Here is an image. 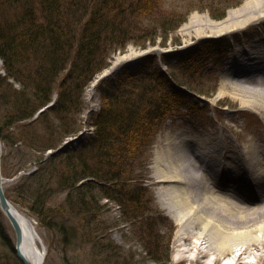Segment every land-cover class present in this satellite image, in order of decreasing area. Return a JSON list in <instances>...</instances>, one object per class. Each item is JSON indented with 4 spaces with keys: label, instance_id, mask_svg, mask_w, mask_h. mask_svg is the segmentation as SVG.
<instances>
[{
    "label": "rangeland",
    "instance_id": "1",
    "mask_svg": "<svg viewBox=\"0 0 264 264\" xmlns=\"http://www.w3.org/2000/svg\"><path fill=\"white\" fill-rule=\"evenodd\" d=\"M158 1L159 4L152 9V15L150 14L147 18L142 17L134 30L135 35L155 36L154 45L146 42L148 47L140 49L133 44H128L123 52L110 56L108 66L93 77L85 86L80 99L75 102L74 110L80 113L78 123L81 126L80 131L74 136L76 138H67L55 150L38 152L40 145L35 140L36 136H39L44 138V144L47 143L45 128L50 129L49 127L57 125L55 114L49 113L46 120L43 118L44 120L38 124H33L34 115H30V118L24 121L18 120L23 113V116L31 113L27 108L23 111L22 105L18 104V99L21 100V96L25 97L29 93V90L22 91L21 87H29V84L24 82L34 74L35 63L27 64V70L20 79L22 83H19L9 78L5 80L6 82L3 81V78L6 79L7 76H4V66L0 61V170L4 179L3 188L5 191L12 190L14 193L22 189L20 188L22 177L38 169L40 162L47 161L51 153H58L70 146L82 147L92 136L93 127L90 123L99 110L101 93L114 76L119 78L120 75L124 74V77L127 75V71L130 70L127 64H135V69L132 70L134 72L139 70L143 75L150 74L149 85L155 86L162 83L166 89L170 90L169 101L173 104L172 110L169 111L164 122L157 126L156 133L151 137L152 140L145 144L146 158L142 163L143 168L139 169L140 175L144 177L142 183L146 188L144 200L147 202L148 212L143 211L145 214L136 218L130 210L132 205H129L127 201H124L123 206L121 201L117 203L114 200L109 202L103 199L99 202L103 207L100 209L99 216L95 222L86 227L87 230H90V227L98 230L97 227L100 225L104 240L111 241L120 249V257H115L113 261L111 260L113 263L108 264H191L187 260L182 261L179 255L183 247L180 246L177 236L182 221L175 217V212H171L170 203L159 201L162 193L160 187L163 185L159 183V180L166 175L169 176L168 171L172 163L168 160V156L176 152L175 144L186 152L190 148L187 145L188 141H193L194 136L198 135L202 143H208L207 150L209 149L210 154L215 153L218 161L223 164L229 162L225 161L221 154L224 155L226 150L230 149L232 157L240 158L238 154L249 149L248 142L254 134L259 138L256 140L257 144L259 143L258 148L264 145V115H255L247 111L231 112L241 105L242 99H246L244 96L258 98L247 91L256 89V92L263 93L264 89L261 86H251V88L243 86L239 87V92L242 94L239 95L232 92L233 87L226 85L228 82L226 76L231 72L229 69H231L233 51H240L247 44H256L257 40L264 47V16L258 17L251 24L243 25L236 31L234 29L221 35H211L216 33L217 29L213 25L207 27L199 21V19L209 18L218 25L222 23L218 26L221 28L226 20L234 21L254 13L260 7L263 8L264 0ZM125 3L124 6L127 5ZM1 6L2 4H0V11ZM167 21L173 22L174 25L179 21L185 22L176 31L169 32L163 43V33L159 28L161 22L166 24ZM198 30L204 34L196 36ZM262 46L260 49L263 48ZM118 59L123 60L121 64L114 67ZM11 73L14 72L11 70ZM63 73L61 82L55 87L58 89L56 93L62 88L63 82L67 81L66 86L70 84V81L66 80L67 72ZM139 89L137 87L135 91ZM56 93L52 99L56 97ZM149 97L159 100L158 96L151 91H149ZM29 138H34L35 147L29 144ZM245 139H248L247 142ZM198 146L199 148L202 146L200 142ZM198 158L203 166L215 165H212L211 161H206L205 157ZM178 166L179 170L185 168L186 176L193 179L191 180L194 181L193 184L198 183L197 169H193L191 164L183 159L179 161ZM174 167L177 168L176 165ZM216 171L219 172V169L216 168ZM170 187H174L182 194L189 193L188 187L184 185L172 184ZM220 192L224 195V191ZM65 194L66 192L51 190L49 199H45L46 205L42 207L44 213L40 216L31 213L28 206L31 203L24 198L17 202L11 200L14 208L32 224L39 236L45 251L43 264H91L92 248L90 247L93 243L89 241V238L92 237L89 231V236L81 232L83 228L75 217L76 208H71L68 202L64 203ZM96 197H98L97 194ZM247 197L252 198L251 195ZM249 205L257 207L256 201ZM218 210L216 212H219ZM263 215L258 212L249 218L260 219ZM62 225L69 230L73 229L76 235L67 241L63 236L64 233L60 231ZM193 231L201 232L200 229ZM14 236L12 227L0 212V264H22L14 251ZM233 248L236 249V247ZM250 252L251 254H247L245 260L254 259L253 255L257 252L254 253L255 250ZM235 253L228 257L224 256L218 263L235 264L234 261L227 260ZM212 258L213 256L209 257V259ZM98 260L99 264H107L104 256ZM208 264L212 262L209 260Z\"/></svg>",
    "mask_w": 264,
    "mask_h": 264
},
{
    "label": "trees",
    "instance_id": "2",
    "mask_svg": "<svg viewBox=\"0 0 264 264\" xmlns=\"http://www.w3.org/2000/svg\"><path fill=\"white\" fill-rule=\"evenodd\" d=\"M0 2V61L4 76H7L2 80L6 82L9 78L22 83L20 79L27 64L35 63L36 66L34 74L24 82L29 87H21L22 91L29 90V93L18 99L23 111L27 108L31 113L26 116L23 113L18 120L30 118L52 100L63 72H67L66 80L70 81L67 86V81L62 83L56 93L55 105L33 121L38 124L46 120L49 113L55 114L57 119V125L45 128L47 143L44 144V138H35L41 146H38L41 153L57 149L80 131V113L74 110L75 102L93 77L108 66L110 56L123 52L128 44L145 49L148 47L146 42L155 43V36L135 35L134 30L142 17L152 15L158 0H126L128 3L124 0ZM184 22L175 25L171 21L161 22L159 29L163 33V43L168 33L176 31ZM128 72L103 89L100 109L91 119L92 136L82 147L70 146L52 153L47 161L40 162L34 173L21 179L20 191H5L11 202V199L17 202L24 198L31 203L29 209L37 216L44 213L42 207L46 205L45 199H49L51 190L66 192L64 203L76 208L75 217L83 228L81 232L88 235L89 231L92 237L89 238L93 243L90 247L91 264H99L98 259L102 256L108 264L121 255L116 245L104 240L100 225L98 230L86 228L95 222L103 209L99 203L101 200L121 201L123 206L127 201L136 218L148 212L144 200L146 188L142 183L144 177L139 169L143 168L146 158L145 144L152 140L157 126L164 122L173 105L169 101L170 90L162 83L149 85L150 74ZM135 86L140 88L139 91H135ZM149 91L159 100L149 97ZM33 139H28L31 147L36 146ZM61 227L67 241L76 235L73 229Z\"/></svg>",
    "mask_w": 264,
    "mask_h": 264
},
{
    "label": "bare ground",
    "instance_id": "3",
    "mask_svg": "<svg viewBox=\"0 0 264 264\" xmlns=\"http://www.w3.org/2000/svg\"><path fill=\"white\" fill-rule=\"evenodd\" d=\"M261 16H264V6L237 20L224 21V26L221 28L218 26L222 23L218 25L209 18L199 19V21L207 27L213 25L217 29L216 33L211 35H221V33L231 32L234 29L236 31L245 24H251ZM203 34L201 30H198L196 36ZM261 46L257 40L256 44H247L242 50L233 51L230 62L231 69H229L231 72L226 76L228 80L226 85L233 87V93L242 95L239 92V87L243 86L248 88L261 86L264 89V47L262 46L263 48L260 49ZM122 60L118 59L114 67L121 64ZM247 92L256 95L258 98L249 95L244 96L246 99H242L241 105L231 112L247 111L255 115H264V92H256V89ZM194 138L193 141L189 139L187 145L190 148L186 152L178 144L173 143L176 152L168 156V160L172 163L168 171L169 176L166 175L159 180V183L163 184L160 187L162 193L159 196V201L170 203L171 212H175V217L182 221L177 236L180 246L183 247L179 254L181 260H187L191 264H208L210 260L212 264H216L224 256L228 257L237 252L227 260L234 261L235 264H264V215L260 219L249 218L258 212L264 214V154H262L264 153V145L260 146L262 148H258L259 143L257 144L256 140L259 138L258 135L254 134L249 139V149L240 155L238 154L240 158L232 157L230 155L232 150L230 149L226 150L224 155L221 154V157L229 162L223 164L218 161L214 151H211L214 154H210L209 149L207 150L208 143H202L198 135ZM247 140L245 139L246 142ZM199 142L202 145L200 148ZM218 153L220 154V152ZM198 155L201 158H207L206 161H211L212 165H215L213 167L203 166ZM181 159L191 164L193 169L198 170V183L193 184L194 181H191L193 179L186 176L185 168L179 170L178 163ZM216 168L219 169V172L216 171ZM163 174L165 175V173ZM28 176L24 175L22 178ZM172 184L187 186L189 193L182 194L174 187H170ZM225 185L230 186L228 191L223 189ZM251 186L253 190L258 188L261 194L249 198L248 195L238 192L240 187L249 191ZM220 191H224V195ZM239 191L242 192V190ZM253 201H256L257 207L249 205ZM217 209L219 212H216ZM184 211L188 213L184 214ZM16 216L23 230V237L15 249V253L18 257H22L32 264H39L45 254L32 233V225L18 211H16ZM196 229H200L201 232L193 231ZM261 236L262 238H260ZM251 250H255L254 253L257 252L253 255L254 259L252 261L245 260L251 254ZM210 256L213 258L209 259Z\"/></svg>",
    "mask_w": 264,
    "mask_h": 264
},
{
    "label": "water",
    "instance_id": "4",
    "mask_svg": "<svg viewBox=\"0 0 264 264\" xmlns=\"http://www.w3.org/2000/svg\"><path fill=\"white\" fill-rule=\"evenodd\" d=\"M3 183V179L0 175V210L1 212L5 215V217L7 218V220L9 221L10 225L12 226L14 233H15V249L19 246L22 237H23V230L20 226V223L18 221V218L16 216V212L13 208V206L10 204V202L7 200L5 193H4V189L2 186ZM31 230L33 235L35 236V238L38 239L36 233L34 232V229L31 226ZM20 261L23 264H32L30 263L28 260L19 257ZM43 259L40 261L39 264H42Z\"/></svg>",
    "mask_w": 264,
    "mask_h": 264
}]
</instances>
